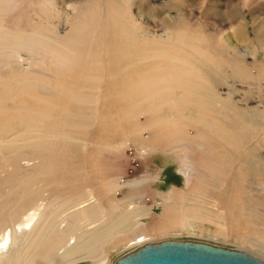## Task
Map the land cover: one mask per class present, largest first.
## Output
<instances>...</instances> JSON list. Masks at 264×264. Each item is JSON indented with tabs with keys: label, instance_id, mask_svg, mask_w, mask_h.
Listing matches in <instances>:
<instances>
[{
	"label": "rangeland",
	"instance_id": "1",
	"mask_svg": "<svg viewBox=\"0 0 264 264\" xmlns=\"http://www.w3.org/2000/svg\"><path fill=\"white\" fill-rule=\"evenodd\" d=\"M208 69L220 74V99L251 110L252 124L203 98ZM0 75V217L14 203L16 222L36 209L1 257L18 249L15 264H25L37 232L55 220L53 233L73 230L84 212H71L89 197L95 218L76 231L92 229L84 241L118 216L128 224L97 247V264L134 248L130 221L152 242L264 257L244 208L264 212V0H0ZM250 145L253 169L243 163ZM168 194L190 212L176 219ZM134 206L147 208L126 216ZM55 254L46 264H96Z\"/></svg>",
	"mask_w": 264,
	"mask_h": 264
},
{
	"label": "bare ground",
	"instance_id": "2",
	"mask_svg": "<svg viewBox=\"0 0 264 264\" xmlns=\"http://www.w3.org/2000/svg\"><path fill=\"white\" fill-rule=\"evenodd\" d=\"M227 52L230 53L231 56H234V57H243V55H241V53L234 49L233 46L231 45H227ZM14 55V54H13ZM230 57V56H229ZM228 57V58H229ZM227 60H230V59H227ZM19 66V65H17ZM27 69V68H26ZM25 72V71H24ZM3 74V73H2ZM205 74H206V77L208 78L210 84L208 86H205L203 89H202V95H203V98H205L207 101H209L210 103H221V105L225 108H230L234 115L235 116H238V118L244 122H248L249 124L253 122V119L251 118H248V117H244L243 115L246 114V111L248 113L251 112V110H246L244 112L243 109H241L239 106H237L236 104H234V102L232 100H221L220 97H219V94L217 93V91L214 89V87L217 86L216 82H218V79L221 80V78L219 77L220 74H216L215 75V71L211 70V69H208L205 71ZM2 77V75H0ZM223 80V79H222ZM228 94V93H227ZM231 95V94H230ZM255 120V119H254ZM247 123V124H248ZM248 124V125H249ZM256 124V122L254 123V125ZM252 146L250 145L248 147V151L246 153V155L244 156L243 158V163L246 164V166H248L249 169H253L254 165V161L256 162V157L258 158V155H255L253 153V150H252ZM139 150V149H138ZM147 150L148 148L146 147L145 149L141 148L140 151H137V154L138 156L141 158V157H145V155L147 154ZM256 159V160H255ZM259 161V160H258ZM264 173V172H263ZM132 181V180H131ZM129 183H132L129 181ZM209 184V183H208ZM131 194V192H130ZM129 194V195H130ZM140 194V193H138ZM135 195V194H134ZM131 196V195H130ZM166 200L169 201V203L171 204L170 206L175 205V204H178V208L176 209H173V213L174 214H178V217L176 216V219L181 217V216H186V213L184 214V210L186 209L185 207L186 206H190L191 204L190 203H179V202H176V200L172 197L171 194H168L167 196H165ZM102 200V199H101ZM100 200V201H101ZM105 200V198H104ZM93 201L94 200V197H89L87 199H85L83 202L79 203L78 205L80 204H83L81 206H78L77 209L73 210L71 213H79V212H84L81 214L80 218L78 219L77 221V225H75V227L73 228V230H71L70 232L68 233H65V232H58L57 234L53 233L54 230H55V227L57 226V224L59 223V221H52L48 226H46L45 228H42L40 230V232L38 231L37 234L35 235L34 239L32 241H30L31 243V247H28L26 249V252H27V256H26V261H25V264H46V261L48 260V258L50 256H52L53 254H55V251L62 246V251L57 255L55 254V256L53 257L56 261H60V260H63L65 258H69L75 254H80V256L76 259H73V260H70L69 262H72L74 260H80V259H85V258H89L90 260H92L94 263H103L105 262L106 260V254L104 253H97L96 250H97V247H100L102 246L105 242H107L108 240V237L110 236V231L111 229H117L118 227L120 226H123L122 228H124V225H121L124 223V221L122 222L121 221V218H119L118 216V219L117 221L119 222H116L114 221L112 224L108 225V226H105L103 227L101 230H98V231H92L91 232V235H90V238L86 241H84L85 238H83V234L84 232H89L90 230L92 229H84V230H81L80 232H76L77 230L79 229H82L84 227H86L87 225L90 224L91 222V218L94 217L92 216L93 214V211H95V209L93 210L92 209V204H93ZM221 203V202H220ZM168 204V203H167ZM182 204V206H180ZM223 204V203H222ZM163 205V204H162ZM225 205V204H224ZM17 204L14 203L11 205V208H12V211L9 213L8 216L6 217H0V248H4L7 244V240L10 239V236L12 235V233L14 234L17 229L19 230L20 228L22 229L21 231H26V227L31 224L30 222L33 220V218L35 217L36 215V212L35 210L36 209H29V211L24 214L25 218L21 219L19 218L20 220H16L15 219H18V213H17ZM250 206V205H249ZM249 206H244V208H246L249 213L246 215V217L248 219H252L251 221L253 223H255L257 225V230L260 231L261 234H264V219H261L260 217H258L259 215H261V217H264V212H261V211H254V210H251L253 209L254 207L252 206V208H250ZM142 207H146V206H141V207H138V206H134V207H131V209L127 210L129 212H127L128 215L126 216H129L130 214L131 215H134L136 214L137 210H139V208H142ZM88 208V209H87ZM147 208V207H146ZM165 208V207H164ZM239 208H243V205ZM88 211V213L85 211ZM167 209V208H166ZM143 208L140 210L142 211ZM187 210V209H186ZM217 210V209H216ZM75 211V212H74ZM167 211V210H166ZM189 211V210H187ZM218 211V210H217ZM96 212V211H95ZM125 212V211H124ZM144 212H146L144 210ZM163 212V211H162ZM161 212V213H162ZM169 212V211H167ZM190 212V211H189ZM213 212V211H212ZM216 212V211H215ZM166 213V212H165ZM125 214V213H124ZM122 214V215H124ZM139 214V213H138ZM191 214V213H190ZM189 214V215H190ZM201 214V213H200ZM95 215V214H94ZM163 215L166 216V214L163 213ZM181 215V216H180ZM96 216V215H95ZM180 216V217H179ZM214 216V215H213ZM215 216L216 213H215ZM219 216V215H218ZM97 217V216H96ZM132 217V216H130ZM236 217V216H235ZM95 218V217H94ZM126 218V217H125ZM165 218V217H164ZM171 218V217H170ZM216 218V217H215ZM247 218H245L247 220ZM128 219V218H127ZM132 219V218H131ZM15 220L16 223H13V221ZM129 220V219H128ZM173 220H175L173 218ZM159 221V220H158ZM165 221V220H164ZM167 221V220H166ZM176 221V220H175ZM174 221V222H175ZM79 222V223H78ZM86 222V223H85ZM167 222H170L169 220ZM165 223V224H168V223ZM173 221L171 220V223ZM222 222V221H220ZM84 223V224H83ZM92 223V222H91ZM127 223V222H126ZM161 223V222H160ZM159 223V224H160ZM130 229H129V232H131L132 230L134 231V233L131 235L130 237V241L129 242V246L128 247H134L132 250L128 251L127 253L133 251L134 249L138 248L139 246L143 245L144 243L146 242H152V241H149L151 240V237L148 236V233L146 232V230H144L143 228H139L138 225H137V228L135 227L136 224L134 223V227H133V223L130 221ZM139 224V223H138ZM155 225V223H153ZM164 224V223H163ZM148 225V223H147ZM218 225V224H217ZM32 226V225H31ZM128 226V224L126 225V227ZM160 226V225H158ZM156 226V227H158ZM166 228L168 227L167 225H165ZM220 226V225H219ZM36 225L33 226L30 230H27V232L31 233L33 232V230L35 229ZM222 227V226H221ZM9 228V229H7ZM120 227V229H122ZM119 229V228H118ZM116 231L115 234H117L118 232L120 233V230ZM125 229V228H124ZM127 229V228H126ZM125 229V230H126ZM122 231V230H121ZM155 231V230H154ZM158 231V229H157ZM165 231V230H164ZM76 232V233H75ZM126 232V231H125ZM161 233L163 232L160 231ZM23 233H26V232H23ZM27 233V234H28ZM74 233V234H73ZM128 233V232H126ZM152 233V232H150ZM164 233V232H163ZM162 233V234H163ZM20 234V233H19ZM70 234H73V235H70ZM131 234V233H130ZM210 234V233H209ZM29 235V234H28ZM98 235H102L103 237L99 238L97 237ZM151 235V234H150ZM156 235V234H155ZM13 236V235H12ZM22 236V234H21ZM14 238V236H13ZM27 238V237H26ZM71 238H74L75 240L70 243V239ZM17 240V239H16ZM19 240V239H18ZM196 241H200V240H196ZM202 242V241H201ZM29 243V244H30ZM209 243V242H207ZM23 244V243H22ZM124 244V243H123ZM212 244V243H210ZM122 245V244H121ZM215 245V244H213ZM264 248V247H263ZM244 250V249H243ZM246 251V250H245ZM84 253L85 255H83L82 253ZM248 253L264 260V257L263 255L261 256L260 254H257L255 252H249L247 251ZM18 249H16L15 253L16 254V258L14 256V254H8L7 256H0V264H15V260L18 258ZM126 253V254H127ZM125 254V255H126ZM124 256V255H122ZM121 257V256H120ZM119 258V257H118ZM117 258V259H118ZM15 259V260H14ZM42 259V261L40 262V260ZM116 259V260H117ZM116 260L114 261L113 264H115ZM66 263V262H65ZM64 264V263H63Z\"/></svg>",
	"mask_w": 264,
	"mask_h": 264
},
{
	"label": "water",
	"instance_id": "3",
	"mask_svg": "<svg viewBox=\"0 0 264 264\" xmlns=\"http://www.w3.org/2000/svg\"><path fill=\"white\" fill-rule=\"evenodd\" d=\"M115 264H264V260L243 249L173 239L144 243Z\"/></svg>",
	"mask_w": 264,
	"mask_h": 264
}]
</instances>
